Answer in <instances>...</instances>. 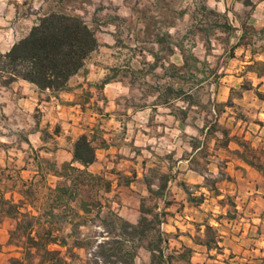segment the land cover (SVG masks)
<instances>
[{"label": "crops", "instance_id": "obj_1", "mask_svg": "<svg viewBox=\"0 0 264 264\" xmlns=\"http://www.w3.org/2000/svg\"><path fill=\"white\" fill-rule=\"evenodd\" d=\"M205 5L224 19L227 30L205 20L204 34L218 37L229 32L233 37L227 51L249 54L247 66L264 61V53L257 48L261 45L264 52V0H205ZM189 29L177 41L178 31L172 27L135 30L134 47L151 58L136 62L137 68L129 59L101 58L121 47L113 30L96 33V57L86 60L63 91L39 92L21 80L0 87V264H10L11 259L39 264L41 256L28 248L29 235L42 240L65 238L70 246L78 218L92 211V204L79 198L81 187H98L108 210L131 224L139 221L140 199L156 196L154 210L163 214L168 233H178V246L193 250L191 259L208 251L196 243L194 234L209 223L217 230L223 256L226 253L241 264H264V174L243 159L227 155L239 149L232 133L233 140L222 147V136L215 132L214 153L206 154L210 126L190 121L186 94L176 96L168 84L169 79L174 81L169 72L175 64L158 57L157 51L172 56L178 52L179 65L185 68V51L192 46L203 51L219 49L210 37L204 43H188ZM159 78L167 81L165 87L154 84L143 90L135 85L145 101L137 104L139 98L131 96L132 83H153ZM82 135L95 153L88 166L73 158L74 143ZM201 155L206 164L202 169ZM214 162L223 163L226 172H220L218 165L207 170ZM157 172L160 180L152 177ZM208 178L216 179L215 184L208 186ZM213 192L219 201L215 208L221 210L218 216L204 208ZM228 196L233 198L237 216L220 205ZM48 249L64 252L66 247L50 243ZM27 250L34 257L26 258Z\"/></svg>", "mask_w": 264, "mask_h": 264}, {"label": "rangeland", "instance_id": "obj_2", "mask_svg": "<svg viewBox=\"0 0 264 264\" xmlns=\"http://www.w3.org/2000/svg\"><path fill=\"white\" fill-rule=\"evenodd\" d=\"M206 8L208 7L205 5V0H0V53H6L11 48L12 42L25 36L36 19L49 11H60L79 16L95 31V34H106L109 30H113L116 33V42L120 45L121 50L114 51L112 55L104 53L100 57L113 60L129 59L135 68H137L136 62H141L147 58L151 59L149 54L141 53L134 47L135 30L146 28L150 31L153 26L162 30L172 27L175 28V32L178 31L175 34V40L177 41L183 30H186L189 26L188 43H204V39L210 37L212 41L216 42L219 49L216 51H203L199 48L194 49L195 45L192 46L190 51H185L187 58L185 68L179 65L181 61L178 52H175L172 56L169 54L170 52L157 51L159 58H168L175 64V68H170L169 76L172 78L171 74H173L174 81L171 83L169 79V86H173L176 96L183 92L186 94L185 99L190 103L187 112L191 122H204L210 128L212 125H216V129L207 132L206 154L212 155L214 153L211 144L215 132H217V136H220L221 131L226 130L229 134L235 135V141L239 147L237 150H240L241 154L248 160L259 166L260 169L257 170L264 174V104L261 102V100L264 101V77L254 76L253 72L247 70V65L244 62L248 61L249 54L238 49L233 53V56H230V52L226 50V47L227 43L230 42L229 39L233 36H230L229 32L228 34L222 33L218 37H214L212 32L204 34L202 29H205V27H203L202 22H206L205 20H207V24L209 20L211 22L216 21L224 31L227 30L224 19L218 18V13L215 14L217 15V18H215L214 13ZM189 17L190 19H188ZM259 46L261 45L257 47L258 52L263 54L264 52ZM93 52L88 58L96 57ZM204 61L205 65L202 63ZM156 74L161 76V70H158ZM166 82L159 78L153 83L151 81L148 83L140 81L136 84L132 83L131 96L139 98L136 87L142 86L143 90L147 89V85L153 87L154 84L165 87ZM242 86L248 89L241 90ZM227 93L232 96V105L230 106L225 104L228 100L225 101L224 99ZM258 94L261 95V99L255 96H258ZM139 99L137 104H144V98ZM177 106H179L178 103L175 107L178 108ZM16 120L22 121L21 118ZM244 146L245 148H243ZM230 154L231 157L237 156L234 151L227 153V155ZM216 165H218L220 172H226L224 171L226 166L224 167L221 162L212 163L207 166V170H215ZM199 166L201 169L206 166L203 155L200 157ZM152 177L159 180L162 178L159 172L152 174ZM215 181L214 178H208L207 185H214ZM218 186L221 187L222 185ZM97 188L81 187L79 189V198L90 202L92 204L90 210L92 211L78 218V237L80 239L90 237L93 245L103 238L111 239L116 235L112 231L113 226L109 224V221L117 214L112 210H108L107 202L101 193H97ZM206 199L207 202L204 208L207 212H211V208L216 211L214 214L218 216L221 210L215 208L219 206L218 199H215V193H210ZM140 201V205L143 206L144 210H150L152 214L159 215L160 223L156 225V228L160 230L165 240L161 244L164 254L178 256L183 252L184 247L178 246L176 240L178 233L167 232L166 226L163 225V214L154 210L156 202H158L157 197L149 195L141 198ZM220 203L222 207L228 208L230 214L237 216L235 214L236 210L233 209L232 197H224ZM98 209H100L99 215L96 214ZM140 216H142L141 212ZM146 218L152 220V215L149 213ZM206 225H209V223ZM205 226L202 232H199V230L195 232V241L198 238H204ZM211 227L216 229L214 226ZM106 231L109 232L108 235L105 233ZM211 236H214L212 232L209 233V237ZM151 240H153L152 232L148 234L143 244L145 245ZM220 250L217 243L216 245L212 244L211 249L206 253L193 256L195 258L191 259V262L192 264L244 263L240 260H231L226 253L223 256L224 253ZM79 254L84 262L86 258L85 251L81 250ZM83 262L81 264H85ZM149 262V251L143 247L139 248L136 263L149 264ZM174 263L183 264L176 260H174Z\"/></svg>", "mask_w": 264, "mask_h": 264}, {"label": "trees", "instance_id": "obj_3", "mask_svg": "<svg viewBox=\"0 0 264 264\" xmlns=\"http://www.w3.org/2000/svg\"><path fill=\"white\" fill-rule=\"evenodd\" d=\"M98 46L95 31L81 17L60 11H49L38 17L29 32L13 43L6 53H0V86L8 87L13 82L21 80L34 85L39 92H61L66 88L70 77L82 69L88 56ZM230 54L233 55V50ZM247 70L256 73L258 77H264V61L253 62L247 66ZM247 89L245 86L241 87V90ZM258 97L262 98L259 94ZM225 104L232 105L231 95ZM214 129H216L215 124L208 131L212 132ZM221 135L222 147H228L233 137H230L226 130H222ZM234 154L249 165L260 169L253 161L241 154L240 150L234 151ZM73 158L84 166L94 162V149L85 135L80 136L74 143ZM84 212L87 213L88 210L84 208ZM140 212L142 216L136 224L114 215L109 224L113 226L112 231L116 235L111 239L103 238L94 245L90 237L80 239L76 228L73 230L74 240L70 246L65 238L57 240L47 237L42 240L29 235L28 248L34 249L35 254L41 256L39 264H81L83 262L79 254L81 250L86 254L83 262L85 264H137V250L142 247L150 253L149 264H175L174 260L183 264H192V249L184 248L176 257L165 255L161 246L165 240L160 230L156 228L160 223L159 215L144 210L143 206ZM99 213L100 209L96 214ZM149 213L152 215V220L146 218ZM151 232L153 240L144 245V240ZM211 232L213 237H209ZM105 233L109 234L107 231ZM217 242V231L209 225L205 226L204 238H198L196 241L198 245L208 250ZM50 243L66 247V250L64 252L50 250L48 249ZM32 256L34 257V254L27 250L26 258ZM10 264L20 263L11 259Z\"/></svg>", "mask_w": 264, "mask_h": 264}]
</instances>
